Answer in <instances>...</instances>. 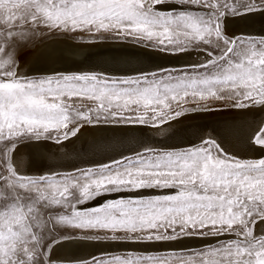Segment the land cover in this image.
<instances>
[{
  "label": "snow or ice",
  "instance_id": "6c2138e0",
  "mask_svg": "<svg viewBox=\"0 0 264 264\" xmlns=\"http://www.w3.org/2000/svg\"><path fill=\"white\" fill-rule=\"evenodd\" d=\"M169 0H0V26L6 38L24 39L31 26L49 29L115 31L118 36L153 42L167 54H180L188 45L203 43L221 49L215 58L192 65L203 72L173 76L167 69L142 73L137 79L108 80L95 73L57 74L37 79L21 77L7 70L16 61L12 55L0 58V140L47 136L61 143L75 137L87 124L110 120L158 126L177 120L185 113L175 111L187 97L196 100L231 99L235 108L264 107V35L227 38L220 19L234 15H264V0H180L181 4H202L219 9V14L197 15L191 11H161L157 5ZM175 6L174 4L172 5ZM223 45V47H221ZM5 48L0 47V53ZM212 57V52L206 53ZM151 77V79H149ZM230 95L225 97L224 93ZM73 98L95 102L86 111L73 108ZM133 113L125 115V113ZM150 113V115H149ZM95 115V120L93 119ZM69 124L75 126L69 128ZM264 124V122H262ZM250 145L264 151V126L249 138ZM8 175L0 177L5 191L0 199V264H38L36 247L41 237L39 206L63 205L70 215L56 223L81 230L127 234L131 242L174 241L194 235L220 236L234 233L236 239L190 259L176 257L178 264H264V234L256 235L253 225L264 223V158L236 159L215 139H203L199 146L182 151L137 153L114 166L80 170L79 175L56 179L18 174L10 162ZM175 189L173 194L151 197H120L96 207L80 210L98 197L122 191ZM76 203L72 204L71 200ZM209 229V232H205ZM239 229V230H238ZM169 230L171 234H169ZM172 258H92L85 264H170ZM42 264V262H41Z\"/></svg>",
  "mask_w": 264,
  "mask_h": 264
},
{
  "label": "bare ground",
  "instance_id": "6f19581e",
  "mask_svg": "<svg viewBox=\"0 0 264 264\" xmlns=\"http://www.w3.org/2000/svg\"><path fill=\"white\" fill-rule=\"evenodd\" d=\"M173 4L175 5L174 7L172 6ZM181 7L183 6L177 1H170L160 6V8L165 9H180ZM229 24L230 25L227 27L230 31H235V28L242 26L245 27L248 32L256 33L260 36L264 35V15L258 13L231 20ZM136 42L142 44V42ZM38 44H35V46ZM143 44L153 47V45ZM116 46H118L116 51L125 53L124 55L128 60H131V58L134 57L133 55L137 54L158 61V64H153V62L147 61L145 66H143L147 68L153 67V69H158L166 66L169 61L181 60V57H178V55L166 54L154 47V49H147L135 46ZM40 47L41 48L38 50H35L34 48L30 50L25 55L20 66H26V63L29 61L27 60V57L32 55V53L34 54V52L35 58L33 62L41 61L46 66H63L68 68H78V66L83 67L85 65L88 66V64H80L75 61H78V57L86 55V53L99 52L98 49L104 48L105 46L93 43L91 46L77 47L66 41H60L49 42L43 47ZM192 48L194 47H189L187 51ZM117 56L118 55L114 57L108 56L106 62H101L100 65L93 64V66H101L104 69H111L116 72L119 70L124 71L125 68H120L119 66L120 64H123L126 59H124L125 57L122 58ZM194 57L195 56H193V58ZM140 69L141 68H135L131 70L138 71ZM227 112L229 113L226 114ZM259 112L258 109H253L252 107L243 109L239 108L231 111H224V109L221 111L206 110L186 113L177 120L158 124V126H153L151 123L138 124L111 120L109 122L100 121L99 123L84 125L77 136L72 137L71 140L62 141L61 143H56L54 139L49 138L24 140L16 146L13 152V161L17 169H25L33 172L73 169L101 161H108L120 156V154H126L151 145H184L197 142L206 136L214 137L217 139L218 143L220 142L232 153H240L245 157V155H254L262 152L260 149H255L251 146L249 142L250 136L256 131L254 128L257 123V117L260 114ZM26 141L30 142L23 145L22 143ZM168 190L170 189H143L140 191L122 192L128 194H140ZM118 193L120 192L98 197L92 201H88L87 204H84L90 205L103 202L105 199L115 196ZM255 225L264 232V223L257 222ZM254 233L256 234V231ZM201 238V236L194 235L190 237H182L181 239L174 241L139 243L131 242L127 239L99 240L84 237L63 238L60 239V242H58L59 240H57V243L54 242L55 245L52 247L53 252L50 258L53 260L59 259L64 263H69L72 260H78L90 253H96L102 250H113L120 247L147 249L149 247H161L173 243H188L190 241H197Z\"/></svg>",
  "mask_w": 264,
  "mask_h": 264
},
{
  "label": "rangeland",
  "instance_id": "374dc122",
  "mask_svg": "<svg viewBox=\"0 0 264 264\" xmlns=\"http://www.w3.org/2000/svg\"><path fill=\"white\" fill-rule=\"evenodd\" d=\"M170 1H177L180 2V0H169ZM209 2H213V0H209ZM222 3L223 0H220ZM229 2H237V0H229ZM183 7L179 8H173V9H165V8H160L161 5H157L156 8L161 11H181V10H186V11H191L197 15H207L210 13H216L217 15L219 14V11H224L223 8L219 9H213V8H205L202 4L198 5H193V4H181ZM185 7V8H184ZM232 14L230 12H227L225 15ZM223 17L220 19V24L222 31L224 35L229 38H240L244 39L247 37L251 36H234L232 31L229 30V28L223 24ZM5 31L4 26H0V33H3ZM14 31H24L27 33L26 37L24 39H20L19 37H13V38H6L3 35H0V47L5 48L4 53H0V58L6 59L9 55L13 56V59L16 61L14 65L9 67L7 70H15L17 72L22 60H24L25 55L32 50L35 47V44H38L39 41L43 40L44 38L50 36V35H66V36H75L79 37V39H94L96 37H114V38H128L130 40H136L131 36H118L115 31H101V32H90L88 30H63V29H49L47 27L40 26L39 28L33 30L31 26H25L23 29H15ZM74 37V38H75ZM260 37V36H259ZM259 39L258 37H254ZM78 39V38H76ZM145 44L153 45V42L147 41V40H136ZM189 47H194L192 49H196L198 51H204L205 53L207 52H212L213 56L210 58H215L216 56L221 54V49L216 47V42L214 41L212 45H205L203 43L199 44H190L188 45ZM223 47V45H221ZM199 48H204V49H199ZM206 49V50H205ZM169 72L172 73L173 76H179L183 75L185 73L188 74H194L195 72H203L204 69H196L193 67H186L182 69H167ZM100 75V74H99ZM161 75H167V73L163 72H157V76ZM53 76V75H52ZM104 78L108 80H123L126 78H115V77H108L102 75ZM22 77V76H21ZM46 76H39V77H26L28 79H37V78H43ZM140 76L132 77L131 79H137ZM151 79V77H149ZM225 97H228L230 93L225 92L224 93ZM73 108L79 109L81 111H86L89 108H95L96 104L93 101H90L88 99H78V98H73L71 101ZM222 104V105H221ZM215 105V106H214ZM219 105V106H218ZM227 105V106H226ZM210 106V107H209ZM212 106V107H211ZM208 107V108H207ZM217 107V108H216ZM172 108L175 111L183 110L184 113H193V112H201V111H221L224 109V111H231L239 108H235L233 106V101L231 99H224V100H215V99H209V100H196L192 97H187L186 99L180 101V104L177 105L175 103L172 104ZM253 109H258L260 112L259 116L257 117V123L255 125L254 130L258 131L259 127L264 126L262 122H264V107L261 106H255L252 107ZM190 110V111H189ZM227 112L226 114H228ZM133 113H125V115H132ZM150 115V113H149ZM93 119L95 120V115H93ZM103 120V115H101V120ZM112 121V120H111ZM79 123H82L83 126L86 125L87 123L83 121H79ZM74 124H69V128L74 127ZM56 133H52V139L55 140ZM35 137H21L15 141H10V140H0V177H4L8 175L7 172V164L9 162V157L5 156V150L8 148H13L15 150L16 146L18 143L24 141V140H29V139H34ZM42 138H47V136L42 137ZM72 138V137H71ZM68 139V140H71ZM203 139H215L214 137L211 136H206L202 139H200L197 142H194V145L188 146V147H181V148H175V149H154L157 152H166V151H182L186 150L188 148H193L196 146H199L202 142ZM217 141V139H215ZM62 141H66L63 140ZM218 142V141H217ZM220 143V142H219ZM221 144V143H220ZM222 148L225 150V152L236 159H245V160H256L260 158H264V151L260 149L259 146L254 147L255 149H260L262 152L256 153V154H251L245 157L241 155L240 153H232L227 149V147H224L221 144ZM14 152V151H13ZM13 152L10 153L11 160L10 162L12 163L13 167L15 170L18 172V174H23L27 176H31L33 178L39 177L41 175L44 176H54L56 179H61L65 176H76L79 175L80 170H87L89 168H98L99 166H88V167H82V168H77V169H57L54 171H51L50 173H28L21 171L16 168V165L14 163L13 159ZM229 152V153H228ZM231 152V153H230ZM140 154H143L144 156L149 155V153L142 152ZM235 154V155H234ZM258 155V156H256ZM242 156V157H241ZM128 159H134L136 158V155L127 157ZM119 161L126 162V158L121 159ZM105 165V164H104ZM107 165L114 166V162L108 163ZM0 191H5V194H9L8 191L5 189V184L2 179H0ZM175 192V189H170L168 191H157V192H152L154 194H147V195H163V194H173ZM135 194H128L124 192H120L116 194L115 196H111L110 198L105 199L103 202H99L96 204H90V205H85V204H77L76 207L80 210H86L88 208L96 207L98 205L103 204L106 200H112V199H117L120 197H135L132 196ZM146 195V194H145ZM143 197H151V196H143ZM92 201V200H91ZM10 201L0 199V207L4 206L5 204L9 203ZM72 204H75L76 201L75 199L71 200ZM87 204V203H86ZM84 205V206H83ZM72 211L71 207L68 206H63V205H49L45 207L44 205L39 206V218L41 220V225L39 228L34 229V231L41 237L40 244L37 245L36 247L39 249L37 253L38 257V264H85L86 261L91 262V259H86V260H77V261H70L69 263H64L63 261L56 259L53 260L50 257L52 256V247L55 243L60 242V239L63 238H78V237H84V238H91V239H99V240H112L110 237L113 235L112 233L105 232V231H99V230H81V229H75L71 228L65 224H59L55 222V219L60 216V215H70ZM239 230V229H238ZM209 229H205V232H209ZM169 234H171V231L169 230ZM119 238L118 239H127V234L120 232L116 234ZM228 235H234V237L227 238L220 240L216 243L204 245L202 247H197L195 249H186V250H181V251H168V252H133V251H126V252H118V253H110L106 255H101V256H96L95 258L97 259H110L114 257H121V258H136V257H143V256H154V257H168L172 258L170 260V264H178V262L175 260L176 257H184L186 260L192 258L198 253H202L208 249H213L217 248L221 245H225L228 243L229 240L236 239V236L234 233H229ZM197 236V235H195ZM199 236V235H198ZM206 236V235H205ZM210 236V235H207ZM62 241V240H61Z\"/></svg>",
  "mask_w": 264,
  "mask_h": 264
},
{
  "label": "water",
  "instance_id": "95a60500",
  "mask_svg": "<svg viewBox=\"0 0 264 264\" xmlns=\"http://www.w3.org/2000/svg\"><path fill=\"white\" fill-rule=\"evenodd\" d=\"M185 8V7H184ZM241 17L244 16H240V15H234V14H230V15H224L223 16V24L228 26L230 25L229 22L231 20H235V19H239ZM234 36H251V37H258L260 38L258 34L256 33H252V32H248L247 29L245 27H238L235 28V31H232ZM71 37V36H66V35H50L46 38H44L43 40H41L39 42L38 45H36L34 47L35 50L40 49V46H44L46 43L49 42H60V41H66L67 43H71L75 46H91L93 43L94 44H102L105 47L104 48H100L98 49L99 52H91V53H86V55H83L81 57H78L79 59H77L78 61L75 62H79L80 64H88V66H83L80 67L78 66V68H68V67H57V66H46L44 65L41 61L38 62H33L34 58H35V52L34 54L32 53V55H29L27 57V60H29L26 63V66H19L18 70H17V74L19 76L22 77H39V76H52V75H57V74H81V73H95V74H100V75H104V76H110V77H115V78H132V77H136V76H141L142 73H150V72H160V69H182V68H186V67H191L192 65H196V64H200L203 63L205 61H207L208 59H210V57L207 56V54L204 51H198L195 49H191L189 51H186L184 53H180V54H175L178 55V57H181L180 61H176V60H172L167 62L168 64L164 67H160L158 69H153L152 68H147V67H143L145 66L146 62H153V64H158V61L154 59H149L148 57H145L143 55H133L134 57L131 58V60L126 59L125 57V53H120L121 51H116L117 47L116 45H122V46H135V47H142V48H147V49H154L153 47H150L148 45H144L143 43H138L136 41L130 40L128 38H114V37H96L95 39H79V37ZM78 38V39H76ZM162 52V51H161ZM197 52V53H196ZM165 53V52H163ZM167 54V53H166ZM120 56L125 60V62L123 64H120V68H125L124 71H114L111 69H104L101 66L98 67H94L93 64H99L101 62H106V59H108V56ZM172 55V54H171ZM192 55V56H191ZM201 55V56H200ZM203 55V56H202ZM117 56V57H118ZM193 56L197 57V58H193ZM134 61V62H133ZM156 62V63H154ZM162 62V61H160ZM162 66V65H159ZM157 66V67H159ZM117 67V66H116ZM135 68H141L138 71H134L131 69H135ZM131 70V71H130ZM30 141H26L23 142L22 144L25 145L27 143H29ZM194 145V143H190V144H184V145H151L149 147H144L135 151H131L129 153L126 154H120V156L112 158L108 161H101V162H97V163H93L87 166H81V167H77V168H82V167H88V166H101L104 164H108L114 161H119L121 159L136 155L137 153H142L145 152L146 149H175V148H181V147H188V146H192ZM75 168V169H77ZM74 169V168H73ZM21 171L24 172H28V173H50L51 171H43V172H33V171H27L25 169H19ZM37 171H42V170H37ZM146 194V195H145ZM147 194H154L152 192H145V193H140V194H135L132 196H153V195H147ZM256 231V235H261L264 234V232H262L257 225H254V232ZM202 238L197 240V241H190L188 243H173V244H169V245H164L161 247H149L147 249H138V248H117V249H113V250H102L100 252H96V253H90L84 257H82L81 259L78 260H86V259H91L93 257L96 256H101V255H106V254H110V253H118V252H126V251H133V252H168V251H181V250H186V249H195L197 247H202L204 245H208V244H212V243H216L220 240L223 239H227V238H231L234 237V235H220V236H201ZM72 261H77V259L72 260Z\"/></svg>",
  "mask_w": 264,
  "mask_h": 264
}]
</instances>
